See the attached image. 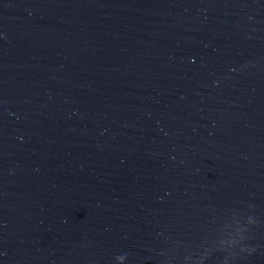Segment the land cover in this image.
Segmentation results:
<instances>
[{
	"label": "water",
	"instance_id": "95a60500",
	"mask_svg": "<svg viewBox=\"0 0 264 264\" xmlns=\"http://www.w3.org/2000/svg\"><path fill=\"white\" fill-rule=\"evenodd\" d=\"M0 264H264V0H0Z\"/></svg>",
	"mask_w": 264,
	"mask_h": 264
}]
</instances>
